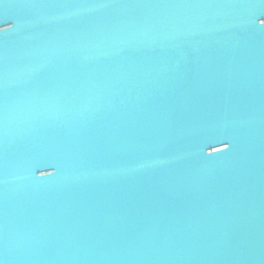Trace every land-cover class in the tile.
<instances>
[{"label":"water","instance_id":"1","mask_svg":"<svg viewBox=\"0 0 264 264\" xmlns=\"http://www.w3.org/2000/svg\"><path fill=\"white\" fill-rule=\"evenodd\" d=\"M2 264H264V0H0Z\"/></svg>","mask_w":264,"mask_h":264},{"label":"snow or ice","instance_id":"2","mask_svg":"<svg viewBox=\"0 0 264 264\" xmlns=\"http://www.w3.org/2000/svg\"><path fill=\"white\" fill-rule=\"evenodd\" d=\"M0 264H2V262H0Z\"/></svg>","mask_w":264,"mask_h":264}]
</instances>
